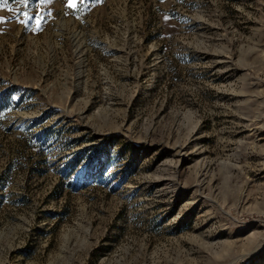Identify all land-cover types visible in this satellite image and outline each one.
I'll list each match as a JSON object with an SVG mask.
<instances>
[{"label": "rangeland", "instance_id": "1", "mask_svg": "<svg viewBox=\"0 0 264 264\" xmlns=\"http://www.w3.org/2000/svg\"><path fill=\"white\" fill-rule=\"evenodd\" d=\"M9 6L0 264H264V0Z\"/></svg>", "mask_w": 264, "mask_h": 264}, {"label": "snow or ice", "instance_id": "2", "mask_svg": "<svg viewBox=\"0 0 264 264\" xmlns=\"http://www.w3.org/2000/svg\"><path fill=\"white\" fill-rule=\"evenodd\" d=\"M16 5L18 6L17 9H12L11 6H9L10 11H18L19 6H23V8H27L29 6L30 0H14ZM41 2H45V0H41ZM50 2V0H48ZM8 5V0H0V7ZM75 5V0H68V7H74ZM20 15H22L25 19L20 20L19 22L22 24L27 25L28 22L32 19V17L29 15L27 11L20 12ZM3 18L0 17V22H2Z\"/></svg>", "mask_w": 264, "mask_h": 264}]
</instances>
